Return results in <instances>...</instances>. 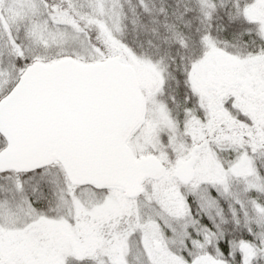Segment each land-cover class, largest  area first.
I'll list each match as a JSON object with an SVG mask.
<instances>
[{"label": "snow or ice", "instance_id": "obj_1", "mask_svg": "<svg viewBox=\"0 0 264 264\" xmlns=\"http://www.w3.org/2000/svg\"><path fill=\"white\" fill-rule=\"evenodd\" d=\"M0 264H264V0H0Z\"/></svg>", "mask_w": 264, "mask_h": 264}]
</instances>
